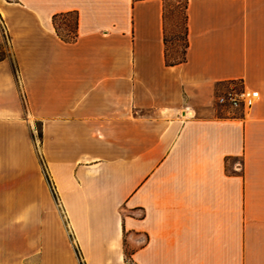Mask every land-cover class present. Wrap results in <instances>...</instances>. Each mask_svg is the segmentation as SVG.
<instances>
[{
  "label": "crops",
  "instance_id": "1",
  "mask_svg": "<svg viewBox=\"0 0 264 264\" xmlns=\"http://www.w3.org/2000/svg\"><path fill=\"white\" fill-rule=\"evenodd\" d=\"M171 1L0 0V264H264V0Z\"/></svg>",
  "mask_w": 264,
  "mask_h": 264
},
{
  "label": "rangeland",
  "instance_id": "2",
  "mask_svg": "<svg viewBox=\"0 0 264 264\" xmlns=\"http://www.w3.org/2000/svg\"><path fill=\"white\" fill-rule=\"evenodd\" d=\"M183 2L181 0L171 1L170 7H168L167 11V20H166V30H165V40H166V52L168 55V59L171 61H178L183 57V51L185 46V36H184V21H183ZM68 26H65V25ZM70 24V26H69ZM73 26V17L69 18L68 23L63 19H59L57 21V28L60 34L66 35L69 29H72ZM69 27V28H68ZM8 47L1 46L0 47V56L8 55ZM236 82V81H235ZM237 84L240 82H236ZM228 84H226L227 86ZM225 86V87H226ZM224 88L219 89L216 94ZM215 94V95H216ZM214 107L216 108L217 115H225L226 109L225 107L219 106L215 102L214 98ZM32 138L34 140L35 147L37 149L38 141V126L34 125L32 127ZM45 172V170H44ZM46 175L48 187L50 188V192L55 199L54 190L50 184V181ZM75 251H77L75 249ZM78 253V252H77ZM80 259V255H79ZM81 261V260H80Z\"/></svg>",
  "mask_w": 264,
  "mask_h": 264
},
{
  "label": "built area",
  "instance_id": "3",
  "mask_svg": "<svg viewBox=\"0 0 264 264\" xmlns=\"http://www.w3.org/2000/svg\"><path fill=\"white\" fill-rule=\"evenodd\" d=\"M257 98L258 92L256 90L246 89L234 81L215 95V102L217 105L228 109L226 114L231 115L238 110L243 113L252 106Z\"/></svg>",
  "mask_w": 264,
  "mask_h": 264
},
{
  "label": "trees",
  "instance_id": "4",
  "mask_svg": "<svg viewBox=\"0 0 264 264\" xmlns=\"http://www.w3.org/2000/svg\"><path fill=\"white\" fill-rule=\"evenodd\" d=\"M70 17H73V16L70 15V14L69 15L62 14V15L53 16V18H52V23H53V26H54V29H55L57 35L60 36L62 39L67 40V41L72 40L74 38V36H75V25H76L75 18L73 17L72 29H69L67 31L68 33L66 35H62V34L59 33L58 28H57V21L59 19H63L64 21H66L68 23ZM65 26H68V25L66 24ZM69 26H70V24H69ZM184 36H185V28H184ZM185 46H186V37H185ZM185 46H184V49H185ZM183 58H184V51H183V57L180 60H178V61L183 60ZM166 62L173 63L172 61H170L168 59L167 52H166ZM76 254H77L78 258H79V254L77 253V251H76ZM80 264H83V263L80 261Z\"/></svg>",
  "mask_w": 264,
  "mask_h": 264
}]
</instances>
